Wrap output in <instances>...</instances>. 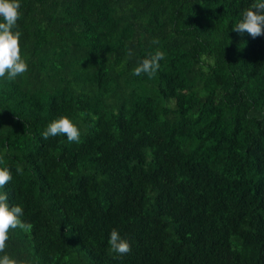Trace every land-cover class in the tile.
I'll return each instance as SVG.
<instances>
[{"label": "trees", "instance_id": "1", "mask_svg": "<svg viewBox=\"0 0 264 264\" xmlns=\"http://www.w3.org/2000/svg\"><path fill=\"white\" fill-rule=\"evenodd\" d=\"M254 2L19 0L28 70L0 78V193L33 227L0 257L264 264V35L232 31ZM61 116L79 143L42 137Z\"/></svg>", "mask_w": 264, "mask_h": 264}, {"label": "clouds", "instance_id": "2", "mask_svg": "<svg viewBox=\"0 0 264 264\" xmlns=\"http://www.w3.org/2000/svg\"><path fill=\"white\" fill-rule=\"evenodd\" d=\"M19 0H0V78L15 80L18 76L28 70V64L22 59L20 54V37L22 33L17 28V21L20 19ZM255 10V11H254ZM242 18L233 26L232 31L243 34L247 33L253 39L264 35V0H255L249 8L241 14ZM152 43L158 44V40ZM129 56L131 52L129 51ZM164 58V53L157 50L150 58L143 59L139 66L133 69L136 76L142 73L152 76L159 69V61ZM83 116V113L80 114ZM63 135L68 142H80L79 129L67 117L61 116L51 121L46 130L42 132V137L48 139ZM18 174L22 173L21 166H17ZM12 179L8 168H0V188H3ZM7 193H0V253L6 248V241L9 239L10 229H22L28 232L32 229L31 223L23 222L20 217L23 209L20 206H9ZM108 244L110 250L119 255H126L131 251L130 244L122 239L117 230L110 232ZM0 264H23L22 261L11 258L4 254L0 257Z\"/></svg>", "mask_w": 264, "mask_h": 264}]
</instances>
